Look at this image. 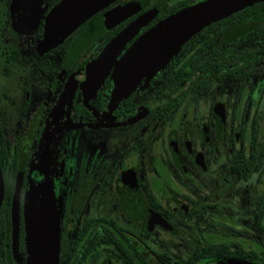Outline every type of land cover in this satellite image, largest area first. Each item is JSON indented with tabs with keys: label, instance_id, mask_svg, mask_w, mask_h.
<instances>
[{
	"label": "flooded vegetation",
	"instance_id": "1",
	"mask_svg": "<svg viewBox=\"0 0 264 264\" xmlns=\"http://www.w3.org/2000/svg\"><path fill=\"white\" fill-rule=\"evenodd\" d=\"M60 1L0 0V264H30L26 197L46 190L58 264H264V0L206 26L128 96L117 61L87 88L107 44L151 17L119 59L206 0H116L43 50ZM138 1L68 60L90 26Z\"/></svg>",
	"mask_w": 264,
	"mask_h": 264
},
{
	"label": "water",
	"instance_id": "2",
	"mask_svg": "<svg viewBox=\"0 0 264 264\" xmlns=\"http://www.w3.org/2000/svg\"><path fill=\"white\" fill-rule=\"evenodd\" d=\"M116 0H61L46 18L43 50H50L62 43L80 25L96 12ZM255 0H206L185 7L162 19L142 33L125 53L117 59L125 44L137 34L151 17L141 16L116 35L104 48L93 64V72L87 88L95 91L104 75L116 62L113 73L117 92L128 96L145 75L150 79L180 51L195 34L217 20L236 12ZM142 4L140 1L121 5L79 36L69 48L68 60L75 58L90 42L109 26L123 20ZM19 18V17H18ZM15 17V25L20 18ZM0 204L3 198V182L0 178ZM27 242L30 264H58V219L55 206L44 192H29L25 203ZM227 264H255L247 260H231Z\"/></svg>",
	"mask_w": 264,
	"mask_h": 264
},
{
	"label": "trees",
	"instance_id": "3",
	"mask_svg": "<svg viewBox=\"0 0 264 264\" xmlns=\"http://www.w3.org/2000/svg\"><path fill=\"white\" fill-rule=\"evenodd\" d=\"M161 20H162V19H161ZM161 20H160V21H161Z\"/></svg>",
	"mask_w": 264,
	"mask_h": 264
}]
</instances>
